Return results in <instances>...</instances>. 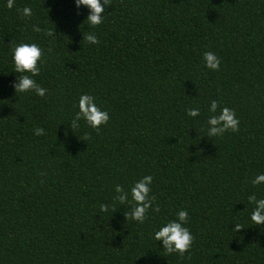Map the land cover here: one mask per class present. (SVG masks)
Returning <instances> with one entry per match:
<instances>
[{
  "label": "trees",
  "instance_id": "1",
  "mask_svg": "<svg viewBox=\"0 0 264 264\" xmlns=\"http://www.w3.org/2000/svg\"><path fill=\"white\" fill-rule=\"evenodd\" d=\"M0 0V264H264V0H109L102 24L74 0ZM29 7L30 16L17 9ZM40 31H33V27ZM97 43L84 40L85 31ZM43 50L15 93L12 47ZM221 60L204 67L202 53ZM109 113L99 129L68 124L80 93ZM232 109L236 132L206 136L208 108ZM200 115L189 117V108ZM35 128L44 130L42 135ZM153 177L143 223L114 199ZM108 210L102 212L100 205ZM178 208L194 236L167 253L152 232ZM240 224L239 231L232 225Z\"/></svg>",
  "mask_w": 264,
  "mask_h": 264
},
{
  "label": "clouds",
  "instance_id": "2",
  "mask_svg": "<svg viewBox=\"0 0 264 264\" xmlns=\"http://www.w3.org/2000/svg\"><path fill=\"white\" fill-rule=\"evenodd\" d=\"M77 8L85 7L89 10L84 23L86 22L89 27L98 26L103 23L106 14V8L109 6V0H74ZM13 0H8L7 7L11 9ZM22 15L27 17L32 14L29 7H24ZM33 31H40L39 27L34 26ZM84 40L88 43L96 44L97 37L94 32L89 30L85 31ZM11 59L13 64V72L18 74L17 81L13 85L15 93H28L33 92L35 95L44 97L47 89L41 87L35 79L40 72L39 65L43 62V50L37 43L21 42L12 47ZM202 60L204 67L210 71H218L220 68L221 60L219 56L211 51L202 53ZM75 107L77 111L73 119L68 123L71 129L78 128L79 122L82 120L87 126L93 129H99L100 126L106 125L109 121V113L106 109H101L94 96L86 92L79 94ZM217 101L212 100L208 108L207 131L206 136L217 137L221 136L228 130L236 132L239 128V119L236 113L228 108L222 107L217 113ZM189 117H197L200 115L198 108H189L186 111ZM44 130L42 128H35L36 135H42ZM153 177L151 175H144L138 180H134L131 187L125 191L121 186L115 185V192L117 195L114 197L116 201L122 205H128L129 208L124 212L126 219L143 223L147 218V213L150 208L158 212V206L153 204V199L150 196L151 184ZM253 185L264 184V173L257 174L251 181ZM248 201L254 203L249 219L259 227L264 226V198H257L255 194L248 196ZM102 212L108 210L105 204L100 205ZM189 212L187 209L178 208L175 212L174 219H167L161 222L156 229L152 232V239L162 242V247L167 253L184 254L192 247L194 236L189 227ZM233 231L241 229L240 224L232 225Z\"/></svg>",
  "mask_w": 264,
  "mask_h": 264
}]
</instances>
